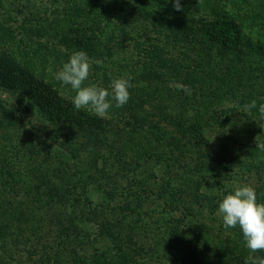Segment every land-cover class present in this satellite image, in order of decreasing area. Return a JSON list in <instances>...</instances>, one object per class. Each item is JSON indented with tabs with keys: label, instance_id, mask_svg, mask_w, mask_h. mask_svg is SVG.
<instances>
[{
	"label": "trees",
	"instance_id": "obj_1",
	"mask_svg": "<svg viewBox=\"0 0 264 264\" xmlns=\"http://www.w3.org/2000/svg\"><path fill=\"white\" fill-rule=\"evenodd\" d=\"M4 1L0 0V94L6 91L16 98L22 93L29 100L35 96L37 102L44 103L35 102V107L30 109L23 105L16 111L11 104L0 102V264H244L249 250L244 246L241 232L235 234L232 242L225 239L217 243L205 223L191 231L186 221L198 217L193 216L189 207L180 217L147 214L144 211L146 198L143 200L137 191L127 195L117 192V185L122 181L131 189L151 185L148 178H157V167L169 168V163L175 164L195 137L206 140L204 131L216 124L217 113L236 112L254 122L256 131L264 136V120L257 110H245L253 100L257 104L264 103V93L259 92L264 84H261L264 80V0L251 3L241 0L242 10L236 6L239 0H224L232 3L233 11L224 10L215 16L209 27L214 31L210 36L216 41L211 47L206 46L204 39L199 42L191 35L198 29H192L188 21L174 18L172 15L177 12L165 5L164 0H59L63 6L54 9L56 16L50 21V36L53 34L58 39L52 41L69 45L73 50H84L90 60L96 61L112 60L120 46L126 42L136 43V49L145 51L150 68L143 78L157 87L154 95H144L147 103L139 101L138 106L128 108V103H134L129 99L121 108L113 106L108 117L117 121L103 118L104 125L94 129L90 127L92 124H87V113L74 108L66 111L71 102L58 93L54 78L45 71L51 50L43 46L40 39L31 42L45 34L31 22L39 23L40 18L44 21L47 18L26 9L20 11L18 0H7L10 8L16 7L18 14L25 18L19 24H14V20L8 24L13 11L5 13ZM45 2L49 7L39 10L48 14L55 1ZM154 14L157 20L151 18ZM148 22L156 27L166 25L158 31ZM132 31L144 33L140 38H144L142 44ZM149 32L157 37L156 44L149 38ZM248 33H254L255 40ZM172 41L190 44L193 64L182 63L168 52ZM177 46L174 44V48ZM214 49L220 51L217 54L220 60L227 62L229 68L225 73L218 59L212 56ZM220 71L233 76L240 89L236 93L229 90L226 99H230V104L220 110L215 109L214 102L218 101L215 92L204 102L208 94L199 87L198 92L187 94L185 98L183 90L171 87V84L182 83L193 90L194 78L201 75L217 78ZM220 98L223 99L221 95ZM167 100L171 102L166 103ZM151 101L159 104L154 106L156 114L144 110ZM129 119L135 125H131ZM68 122L71 125L64 127ZM74 123L78 125L75 127ZM164 123L180 127L183 132L178 135H182L183 140L172 135ZM137 126L147 128L145 133L162 145L154 152L138 146L132 131L138 129ZM110 129L115 140L109 142L103 135ZM13 131L17 144L12 140ZM133 139L136 146L130 152L137 164L132 166L129 152L123 150L121 142ZM75 141L80 144L79 152L65 146L67 143L73 146ZM249 141L253 146L248 145L250 149L244 151L251 153L250 157L258 156L264 146ZM51 143L60 145L61 151L52 150ZM85 144L90 148L84 147ZM23 153L33 159L38 157L45 169L41 171L39 166L26 172L20 162ZM211 154L214 153L209 150V162L220 157L215 154V158H210ZM87 156L90 158L85 167ZM223 157L211 175L209 171L211 186L222 187V183L231 178ZM140 160L145 164L155 161L156 166L148 167L145 172L139 168ZM234 160L230 157L229 163ZM248 169L264 174L262 164H249ZM32 177L38 184L30 182ZM95 188L105 196L103 202H94L88 196ZM189 193L192 196L191 191ZM259 199H264L261 192Z\"/></svg>",
	"mask_w": 264,
	"mask_h": 264
},
{
	"label": "rangeland",
	"instance_id": "obj_2",
	"mask_svg": "<svg viewBox=\"0 0 264 264\" xmlns=\"http://www.w3.org/2000/svg\"><path fill=\"white\" fill-rule=\"evenodd\" d=\"M18 1L20 2L18 4L20 11L26 9L27 11H31L33 14H36V16L42 14L44 17L47 18V21H44L42 18H40V21H38L39 23L31 22V25L35 28L37 27L40 28V30L45 31L43 37L38 36L35 40H32L31 42L36 43L40 39V43L43 44V46H48L51 50L50 53L47 55V60L45 64L48 67L45 68V71H47V74L51 75V77L54 78V88L58 91V93L63 96L64 99H66L68 102H71V97L74 95L73 90L70 88V86L63 85L60 81L56 80L55 72L59 69L63 62L68 59L69 55H71L74 50L72 48H69V45L67 47L63 43H59L57 40L52 41L51 39H58L55 35L52 34L50 36V32L52 30V27L50 25L52 23H50V21H52V17L56 16L54 9L57 7L61 8L63 4L59 0H49L50 2H55L54 4H51V9L49 10L51 14H45L44 12H41L39 8L49 7L48 4L45 2L46 0ZM164 1L166 3L165 5H168L173 8L169 0ZM251 1L255 2V0H248L249 3H251ZM181 4L182 10L177 11L173 8L177 13L176 15L172 16L174 18H180L182 20L190 22L194 27L192 29L199 30H196V32H191V35L195 36V38H198L199 42L204 39V42L208 47H211V45L216 43V41L210 36V34H212V36L214 35V31L212 32V30L209 28L214 19H216L215 16L224 10L228 12L233 11L232 3H230V1H227L226 3L224 0H181ZM236 6L242 10L243 7H241V0L237 2ZM10 7L11 5L9 4V1L5 0L3 3V9L5 10V13L11 9ZM14 8L15 9H11L13 11L10 14V17L12 19H9L8 24L11 23V20H14V24H19V22L21 23L25 19L24 15H19L17 12V8ZM160 8L161 7L159 6L157 11H159ZM0 13H2L1 7ZM151 18L157 20V16L155 14L152 15ZM158 22H160V20ZM148 23L150 24V26L152 25V23ZM163 24L164 26L166 25V23ZM164 26L151 27L154 30L162 31V28ZM131 34H134L138 40H140L142 35L144 37V33H137V31L136 33L132 31ZM149 35V38L152 39V42L156 44L157 37H153V33L150 34V32ZM247 35L252 40L256 38V35L254 33H248ZM73 37L74 36L69 37L70 40H73ZM143 40L144 38L140 40L139 44H142ZM135 44L136 43L131 44L129 42H126L124 45L120 46V48L115 51V55L112 60H90L91 68L89 71V78L85 81V84L95 83L106 87L110 79L112 78L125 75L130 77V82L132 85V87L129 89L131 94L130 100H133L134 103L131 105L128 103V108L135 107V105L138 106L139 101L140 103H147L144 100V95L146 93L154 95V91L155 89H157V87H155L151 82L143 78L144 76H146V72L150 70L147 63V55L144 50L141 51L138 50V48L136 49ZM167 44L169 43L167 42ZM174 44H177L178 46L174 48ZM161 46L165 47V45ZM167 48L168 52L172 53L175 57L177 56L178 60L182 63L193 64V55L191 53L192 47H190V44H183V42L181 43L178 41H172V44H169V47ZM189 48L191 52L189 51ZM52 50H54L55 53ZM193 53L196 54V52ZM219 53L220 51H215L212 53V56H214L215 59H218V64L221 65V70H223V72L225 73L224 70L228 67L227 62L222 59L220 60V57L218 56ZM184 55H187V57L184 58ZM198 55L200 56V53H198ZM196 56L194 59H196ZM223 72L220 71L216 75L217 78H214L213 75H201L200 77L194 78V81H192L191 83V87L193 88V90L189 88L190 94L198 92V87L203 89L204 94H208L204 96L205 102V100L207 101L209 94H213L215 92V94L218 95L216 97L218 101L214 102V104L216 105L215 109L220 110L224 108L226 105L230 104V99H226L228 96L227 94L230 93L229 90L236 93L239 87L237 85V82L233 80V76H230L228 72L227 75H225ZM262 83H264V80L261 81V84ZM243 86L245 87L246 84ZM171 87L176 88L175 84H171ZM1 92L2 93L0 94V102L2 101V103L6 102L7 104H11V106H13L16 111H19L18 108L22 107L23 105H26V107L30 109L35 107V102L37 104L44 103L40 102V100H38L37 102L35 100V96L34 98L32 97L33 100H29V98L22 93L15 98L6 93V91ZM246 92H248L247 89L245 90V93ZM259 92L264 93V84L262 85V90H259ZM186 95L187 94H184V98L186 97ZM220 95L223 99L220 98ZM173 97H176V95ZM170 102L171 101L168 100L166 101V103ZM158 105L159 104L157 102L151 101L148 103V105L145 106L144 110L148 113L151 112L153 114L154 112V114H156V109H154V106ZM73 108L74 107L72 103L67 104L66 111L68 110L67 112H71ZM80 111H82L83 113H87V116L89 115V119H87V124H92L90 125L92 129L101 128V126L104 125V119L97 117L90 110L81 109ZM217 114L219 115V119L217 120L216 124L213 123L212 127H209L204 131L206 140L210 142L209 144L205 142L206 140H201L195 137L192 141V144L186 147L189 150H185L186 148L183 149L184 153L182 155V158L175 162V164L169 163V168H165L164 165L157 167V169L155 170V172L157 173V178H155V180L148 178V181L149 183H151V185H148L146 187H141V185H138L140 188L131 189L127 187L126 182L122 181L119 185H117V192L121 191L125 193V195H127L130 194V192L131 194H135L137 191V193H139V196H141L143 200L144 198H146L144 204V211L147 214L155 212V215H160V217L161 215L167 217H180L182 211L189 207L190 211L195 214L193 216L198 217L197 219H189L186 221L189 228H192L191 231L194 232L195 230L193 229H195L198 224L205 223V226L208 227V229L211 231V237H213L218 243L219 241L225 239L226 242H232V240L235 239V234L237 232H241L238 226L229 229H225L223 227L222 220L217 214L218 201L221 199V193L226 194V192L231 189V186L234 182L248 183L255 187L258 202L264 203V199H259L260 192L264 195V174H259L254 170L248 169L249 164L264 165V149L261 150L258 156L253 157H250L252 155L251 153H246L244 151L245 149H250L248 145L253 146L252 144H250L249 140H252V143L254 145L256 144L264 146V136L261 135L258 131H256L254 122H252L251 120L248 121L246 118L240 117L236 112L234 113L228 111ZM139 115L142 116L143 112L139 113ZM26 119H29L28 116L26 117ZM105 119L110 120L111 122L117 121L116 119L110 118L108 116ZM155 120L158 121V119ZM128 122L131 125L134 124L133 120L131 119H129ZM168 124L169 125L166 126V123H164V126H166L165 128L172 135L176 134L178 137H182V135H178L179 132L181 134L183 132L180 127H178L176 124ZM70 125L71 123L68 122L63 126L67 127ZM74 125L76 127L78 124L74 123ZM137 128L138 129L132 131L134 132L135 143H138V146L141 145L145 149H151L154 152L156 151L155 149H158V147L162 145L155 143V140L151 138L147 133H145L148 130L147 128L141 129L142 127L139 126H137ZM11 133L12 140L15 144H17V136L14 137V131ZM143 136H146L147 139H145ZM94 138L96 139V137ZM104 138L106 140H109V142L114 141L115 135L112 134V131L110 129V131H106L105 135H103V139ZM95 139L91 140L95 141ZM121 143L123 150L125 152H129L128 157L131 161L130 164H132V166L136 165L137 161L133 158V154L130 152V150H134L133 148L136 146L134 143V139L133 141L128 143H125V141H122ZM72 144L75 145L71 146L67 143L65 146L71 147L72 149H76V152H79L80 144L76 143V141ZM83 144L84 143H82V145ZM84 147L90 148L86 144L84 145ZM51 149L55 151H61L60 145L57 146L54 143H51ZM209 150L211 153H214L213 155H210V158H215V154H219L220 157H217L212 162L207 161V154ZM11 151L12 150H9L10 153H12ZM249 151L251 152V150ZM252 153L255 152L252 151ZM225 155L227 156V158L223 157ZM221 157L224 158L222 162L227 167V169H229L228 174L231 176V178L224 181L222 183V187H220L219 185L211 186L212 180L208 178L209 171L211 175L213 169L215 167L217 168L218 161ZM230 157H233L235 159L234 162L231 164L229 163ZM89 158L90 157L87 156V159H85V167H87V160ZM143 160H140L139 168H141V170H145V172L147 171L148 167L156 166V164L154 163L155 161H150V163L148 162V164H145ZM20 162L22 163V166L24 167V170L26 172L34 171L36 170V168L40 167L41 171L45 169V165L41 161H39L38 157L33 159L28 157L26 153H23L22 157L20 158ZM50 164L53 166L51 160ZM47 173L50 174L49 172H46V174ZM30 182H35V184H38V181L33 179V177ZM198 186L200 190H198ZM190 191L192 196H190ZM172 192L176 195L175 197L171 194ZM88 196L92 198L94 202H103L105 200V196L102 194L101 190H98V188H95L93 191H91ZM193 198H195L196 201H193ZM200 199H203V201L199 202ZM171 210H176V212L172 213ZM186 229L187 228L183 230Z\"/></svg>",
	"mask_w": 264,
	"mask_h": 264
},
{
	"label": "clouds",
	"instance_id": "obj_3",
	"mask_svg": "<svg viewBox=\"0 0 264 264\" xmlns=\"http://www.w3.org/2000/svg\"><path fill=\"white\" fill-rule=\"evenodd\" d=\"M169 2L175 10H182L181 0ZM90 68L87 52L74 50L55 72V79L73 90L71 103L76 111L86 109L97 117L106 118L113 106L121 108L129 102L131 78L117 76L110 79L106 87L95 83L85 84ZM175 87L190 94V89L183 84L176 83ZM252 109H256L260 119L264 120V103L257 104L253 100L245 106L246 111ZM217 214L225 229L239 227L244 246L249 250L244 264H264V255L258 254L264 253V203L258 202L255 187L234 182L226 194L221 193Z\"/></svg>",
	"mask_w": 264,
	"mask_h": 264
}]
</instances>
